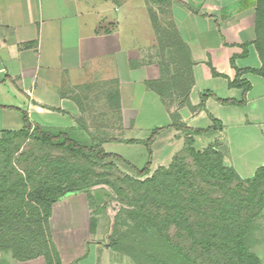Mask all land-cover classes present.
I'll use <instances>...</instances> for the list:
<instances>
[{
	"label": "crops",
	"instance_id": "0c3cea01",
	"mask_svg": "<svg viewBox=\"0 0 264 264\" xmlns=\"http://www.w3.org/2000/svg\"><path fill=\"white\" fill-rule=\"evenodd\" d=\"M179 1L171 5L172 17L192 62L193 84L188 103L177 111L191 128L210 127L211 117L219 120L221 129L193 135L194 148L216 143L224 165L242 178L251 177L264 165V75L251 71L241 75L250 83L243 105L223 104L212 96L206 97L205 109L191 110L189 105L197 106L206 91L221 99L242 98L241 88L228 86L236 74L230 59L235 56L240 69H258L264 63L256 46V0ZM141 4L0 0V134L21 129L23 112L33 125L74 128L84 117L86 96L110 81L118 90L123 126L137 129L146 104L161 111L170 124L164 102L146 84L160 78L161 72L152 53L154 31L136 36L134 16ZM208 54L220 76L212 75Z\"/></svg>",
	"mask_w": 264,
	"mask_h": 264
},
{
	"label": "trees",
	"instance_id": "16d2710c",
	"mask_svg": "<svg viewBox=\"0 0 264 264\" xmlns=\"http://www.w3.org/2000/svg\"><path fill=\"white\" fill-rule=\"evenodd\" d=\"M145 2L157 6V9L146 8L158 44L162 49L173 50L181 65L177 75L171 78H164L160 67V78L146 84L164 104H167L165 100L178 95L183 105L188 103L193 77L192 62L171 11L173 2H181ZM160 13L166 14L168 20L161 22ZM255 15L256 46L263 58L264 0H256ZM242 47L245 51L246 44ZM234 59L232 56L230 65L236 74L233 80L228 79V86L241 88L242 98L238 101L221 99L206 91L201 93L197 106L189 105L191 110L205 109L208 96L223 104L245 103L250 83L241 75L245 71L264 75V63L258 69H240ZM207 64L213 76L221 75L210 54ZM107 97L110 107L119 112L117 88L110 90ZM168 112L171 123L153 128L145 139L97 136L86 131L81 117L74 128L52 130L33 125L23 112L21 129L3 130L0 134V251L10 250L19 261L41 256L43 264H63L50 231L52 207L71 194L85 193L92 200V191L100 190L102 199L114 194L122 205L119 211H127L155 231L150 238L131 239L153 264H261L250 251L253 245L250 236L254 219L264 209V165L251 177H240L234 168L223 164V154L216 143H209L202 150L193 146V135L221 129L219 120L211 117L210 127L191 128L178 112ZM170 128L183 133V149L191 158V164L185 163L181 155H173L167 166L157 167L148 176L150 160L138 167L103 147V143L109 141L141 143L151 155L155 138ZM25 139L32 141V149H20ZM52 146L61 151L57 157L49 151ZM108 159L129 165L134 175L116 176L111 184L104 171L96 173L94 169L111 167V162H106ZM95 227V218L89 216L87 231L94 234ZM170 229H174L178 241L168 234ZM119 241L109 237L108 246L117 250ZM0 264L9 263L0 259Z\"/></svg>",
	"mask_w": 264,
	"mask_h": 264
},
{
	"label": "rangeland",
	"instance_id": "374dc122",
	"mask_svg": "<svg viewBox=\"0 0 264 264\" xmlns=\"http://www.w3.org/2000/svg\"><path fill=\"white\" fill-rule=\"evenodd\" d=\"M139 1L142 4L140 9L136 10L134 16L135 24L139 28L136 31V36L138 37L142 32L146 33L148 30L154 31L153 56L163 71L162 76L171 78L178 73V67L181 68V65L179 66L180 59L173 50L162 49L158 44L157 35L146 11L147 8L145 9V5L146 7L151 6L153 9H157V6L153 3L147 5L146 2L144 5V0ZM158 17L161 22L168 20L164 13H160ZM114 87L113 83L110 82L102 84V86L98 85L96 86L97 92L94 95L86 96L87 102L83 120L87 132H92L101 137L145 139L153 128L167 125V119L162 112L155 111L152 105L146 104L138 116L139 127L137 129L123 126L121 111L113 110L107 100V93L113 90ZM165 101L168 111L178 112L182 99L177 95L172 100ZM205 123L196 122V125L205 127ZM32 147V141L25 139L20 149L30 150ZM103 147L108 152L123 156L138 167L143 166L150 160L148 176L157 167L167 166L173 155H181L185 163L191 164V158L183 149L184 136H175L173 130H163V133L155 138L151 145V155L141 143L128 144L109 141L103 143ZM216 148L221 151L217 145ZM49 151L53 157H57L61 152L53 146L49 148ZM106 162H111L112 166L105 169L97 166L94 169L96 173L104 171L107 174L106 179L111 184L116 176L134 175L130 166L119 160L108 159ZM91 194L93 196L92 200H89L85 193L67 195L58 200L52 207L49 219L50 231L62 263L153 264L144 255V252L133 244L131 239L150 238L155 234V231L148 228L137 217L131 216L127 211H119L122 205L114 194L103 199L100 190H93ZM89 216H93L96 221L94 234L87 231V218ZM253 224L254 230L250 236L253 245L250 251L258 257L261 264H264V209L254 219ZM133 227H135V230L131 229ZM168 234L173 237L174 241H178V238L174 235V229H170ZM109 237L120 239L117 250H112L108 246ZM80 254L82 257L78 259ZM0 259L7 261L9 264H43L44 262L41 256L32 260L19 261L12 256L10 250L0 251Z\"/></svg>",
	"mask_w": 264,
	"mask_h": 264
}]
</instances>
